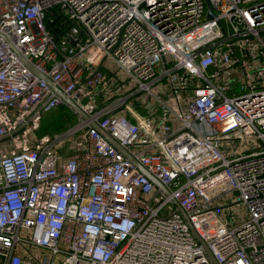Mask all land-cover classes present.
Segmentation results:
<instances>
[{"label": "built area", "instance_id": "obj_1", "mask_svg": "<svg viewBox=\"0 0 264 264\" xmlns=\"http://www.w3.org/2000/svg\"><path fill=\"white\" fill-rule=\"evenodd\" d=\"M209 2L0 0V264H212L171 200L264 264V0ZM22 58L169 193L89 120L36 137L62 103Z\"/></svg>", "mask_w": 264, "mask_h": 264}, {"label": "water", "instance_id": "obj_2", "mask_svg": "<svg viewBox=\"0 0 264 264\" xmlns=\"http://www.w3.org/2000/svg\"><path fill=\"white\" fill-rule=\"evenodd\" d=\"M205 4H206V8H207V17L208 18H213L215 16L213 10H212V6L209 2V0H204ZM49 26H52V23H48ZM0 37H2L4 40L7 41L6 37L0 33ZM22 61L24 63V65L30 70L32 71L34 74L38 75L39 77H41L45 83L47 84V86L53 91V93L60 99L62 105H65L70 111H72L79 119L82 120H89V117L66 95L64 94L60 89H58L57 87L53 86L52 83L50 82V80L42 75L38 70L35 69V67L32 65V63H30L29 61H27L26 59L22 58ZM89 125L96 129L120 154H122L124 156V158H126L128 161H130L136 168L137 170L143 174L147 179L150 180V182L158 189H161L166 195L169 193L168 190L153 176L151 175L144 167H142L129 153L128 151L122 147L115 139H113L107 132H105L103 129H101L98 124L93 120L90 119L88 121ZM172 203L174 204V206L176 207V209L178 210V212L180 213V215L182 216V218L184 219V221L187 223L191 233L193 234V236L195 237V239L198 241V243L202 246V248L204 249L207 257L209 258V260L211 261L212 264H218L212 253L210 252V250L208 249L206 243L198 236V234L195 232V230L193 229V227L191 226L189 219L186 215V213L184 212V210L179 206V204L175 201V200H171Z\"/></svg>", "mask_w": 264, "mask_h": 264}, {"label": "rangeland", "instance_id": "obj_3", "mask_svg": "<svg viewBox=\"0 0 264 264\" xmlns=\"http://www.w3.org/2000/svg\"><path fill=\"white\" fill-rule=\"evenodd\" d=\"M114 72H117V70L114 69ZM77 118L78 117L65 105L57 107L55 110L43 115L41 119L40 128L36 131L35 136L41 137L43 135H49L50 137H52L53 135L61 133L70 125L74 124L77 121ZM56 147L58 149L59 145H57ZM226 205L227 204H223V206ZM236 209H239V214H241V207ZM233 212V209L227 210L225 212V217L228 221L232 220ZM21 235L23 236V233Z\"/></svg>", "mask_w": 264, "mask_h": 264}, {"label": "trees", "instance_id": "obj_4", "mask_svg": "<svg viewBox=\"0 0 264 264\" xmlns=\"http://www.w3.org/2000/svg\"><path fill=\"white\" fill-rule=\"evenodd\" d=\"M47 29L53 34L54 38H57V36H59V34H60V33H58V32L56 31V29H55L54 27L49 26L48 24H47ZM70 126H71V125H70Z\"/></svg>", "mask_w": 264, "mask_h": 264}, {"label": "crops", "instance_id": "obj_5", "mask_svg": "<svg viewBox=\"0 0 264 264\" xmlns=\"http://www.w3.org/2000/svg\"><path fill=\"white\" fill-rule=\"evenodd\" d=\"M62 106V105H61Z\"/></svg>", "mask_w": 264, "mask_h": 264}]
</instances>
